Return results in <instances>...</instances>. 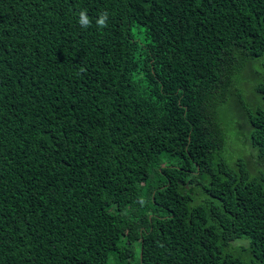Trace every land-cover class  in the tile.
I'll return each mask as SVG.
<instances>
[{
  "label": "trees",
  "instance_id": "16d2710c",
  "mask_svg": "<svg viewBox=\"0 0 264 264\" xmlns=\"http://www.w3.org/2000/svg\"><path fill=\"white\" fill-rule=\"evenodd\" d=\"M255 59L264 0H0V264H264V174L217 122Z\"/></svg>",
  "mask_w": 264,
  "mask_h": 264
},
{
  "label": "rangeland",
  "instance_id": "374dc122",
  "mask_svg": "<svg viewBox=\"0 0 264 264\" xmlns=\"http://www.w3.org/2000/svg\"><path fill=\"white\" fill-rule=\"evenodd\" d=\"M261 59L245 63L242 71L235 76L237 86L232 90V98L225 105L218 109L217 122L221 125L228 138L225 150L222 153L223 158L232 166L242 163L249 170L252 177H258L264 174V162H260L257 152L248 149V115L259 102V97L254 93V87L259 83L263 76L264 69L260 65ZM236 246L246 245L242 242L235 243ZM113 259H111L110 264Z\"/></svg>",
  "mask_w": 264,
  "mask_h": 264
},
{
  "label": "clouds",
  "instance_id": "9594fccd",
  "mask_svg": "<svg viewBox=\"0 0 264 264\" xmlns=\"http://www.w3.org/2000/svg\"><path fill=\"white\" fill-rule=\"evenodd\" d=\"M107 19H108V14L107 13H101L96 20V25L99 28L107 27V23H106ZM78 23L80 24V26L82 28H87V27L91 26L90 18L88 17L86 10L81 11L79 13Z\"/></svg>",
  "mask_w": 264,
  "mask_h": 264
}]
</instances>
